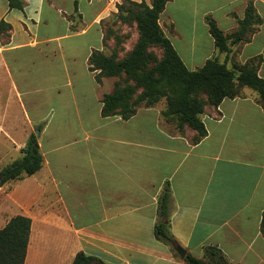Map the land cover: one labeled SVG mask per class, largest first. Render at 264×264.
Instances as JSON below:
<instances>
[{"label":"crops","instance_id":"crops-1","mask_svg":"<svg viewBox=\"0 0 264 264\" xmlns=\"http://www.w3.org/2000/svg\"><path fill=\"white\" fill-rule=\"evenodd\" d=\"M22 1L17 9L0 0V21L10 25L8 41L0 38V169L22 156L35 130L43 161L34 174L0 185V229L16 215L31 219L23 264H71L78 252L105 264H187L154 236L166 183L169 229L186 253L202 257L213 245L229 264H264L257 93L243 87L205 107L207 133L196 143L195 130L171 128L156 104L126 120L103 117L112 77L97 83L88 57L104 50L102 20L117 19L121 0H78L77 12L73 0ZM251 1L262 23L249 41L229 40L227 53L216 48L206 17L229 34L248 0H169L159 24L189 70L213 57L242 64L260 56L264 78V0ZM58 73L64 82H56Z\"/></svg>","mask_w":264,"mask_h":264},{"label":"trees","instance_id":"trees-1","mask_svg":"<svg viewBox=\"0 0 264 264\" xmlns=\"http://www.w3.org/2000/svg\"><path fill=\"white\" fill-rule=\"evenodd\" d=\"M10 8L23 9L22 0H7ZM169 0H121L117 3V20L133 21L137 28V39L134 47L123 57L116 59L114 53L105 54L102 50L93 49L88 57V69L94 72L97 83L103 77H124L123 83L114 82L111 92L104 93L101 102L103 117L118 115L129 119L138 107H152L162 98L165 108L161 115L166 122H174L177 131L184 127L195 130L192 137L198 142L207 133L202 114L207 106H218L225 98L239 96L243 87H248L258 95V103L264 110V78L259 76L258 69L261 57H254L245 63L233 61L230 67L227 61L209 58L197 70H189L177 54L170 39L163 33L159 16ZM78 0H73L74 11L77 12ZM80 16V15H79ZM73 20V15L67 16ZM209 33L219 52H230V44L247 42L251 34L262 23L251 0H248L244 17L238 20L235 31L225 34L216 25L213 18L206 17ZM71 30L75 26L71 24ZM10 25L0 21V38L7 42ZM105 43V34L104 41ZM161 49V57L153 66V58L149 48ZM204 94L206 98H202ZM39 130L41 126L37 127ZM22 156L0 169V185L10 180H18L37 172L42 165L43 157L39 149L37 136L32 133L22 149ZM170 187L166 183L158 197L157 221L154 225V236L169 245L175 256L178 242L169 229ZM31 219L23 215L12 217L0 229V264H23L29 238ZM260 230L264 233V212ZM183 260L187 264H229L220 248L207 245L203 247L202 257L186 253ZM71 264H105L101 259L78 252Z\"/></svg>","mask_w":264,"mask_h":264},{"label":"rangeland","instance_id":"rangeland-1","mask_svg":"<svg viewBox=\"0 0 264 264\" xmlns=\"http://www.w3.org/2000/svg\"><path fill=\"white\" fill-rule=\"evenodd\" d=\"M134 1L139 2L141 0H134ZM145 1L150 2V0H145ZM167 11L171 12V8L168 7ZM102 26L105 34V43H104L103 52L107 55H111L112 53H114L116 59L125 57L129 53V51L134 47L135 41L137 39L136 24L133 21L120 22L114 17V15H110L109 17L102 20ZM149 51L153 55V58L150 60V66H153L156 63V61L161 57L162 51L156 46L150 47ZM232 59L236 60L237 58L233 57ZM58 64H61L60 61H58ZM230 65L231 64H228L229 67ZM55 77L57 83H61L66 80L64 75L61 73L56 74ZM116 80H119L121 83H123L124 77L123 76L112 77L110 79H107L104 85V91L107 92L109 90L111 92L114 86V82ZM82 81L88 83V81H91V76L86 74L85 78H82ZM242 91L243 90L241 89V93ZM200 96L204 99L206 98L204 94H200ZM156 105L159 108H164L165 99L162 98L159 102L156 103ZM167 124L171 128L176 129L174 122L171 123L167 122Z\"/></svg>","mask_w":264,"mask_h":264},{"label":"water","instance_id":"water-1","mask_svg":"<svg viewBox=\"0 0 264 264\" xmlns=\"http://www.w3.org/2000/svg\"><path fill=\"white\" fill-rule=\"evenodd\" d=\"M35 134H38V130H35ZM175 251L177 252V254L179 255V257L184 258V256L186 255V250L181 247L180 245L175 247Z\"/></svg>","mask_w":264,"mask_h":264}]
</instances>
